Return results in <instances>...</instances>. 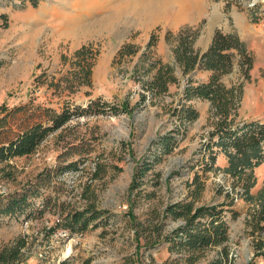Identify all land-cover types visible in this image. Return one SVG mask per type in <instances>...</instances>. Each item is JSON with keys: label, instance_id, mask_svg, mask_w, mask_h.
<instances>
[{"label": "rangeland", "instance_id": "rangeland-1", "mask_svg": "<svg viewBox=\"0 0 264 264\" xmlns=\"http://www.w3.org/2000/svg\"><path fill=\"white\" fill-rule=\"evenodd\" d=\"M248 1L40 0L33 6L24 0L21 6V0H0V13L7 15L6 25L0 16V143L44 119L47 107L85 105L97 97L118 106L128 101L126 111L74 116L33 152L0 162V193L21 187L40 171L76 162L75 168L53 175L40 186L42 194L32 197L36 205L42 197H51L42 213L28 220L0 216V250L17 236L26 241L23 258L8 264H154L170 254L164 242L153 246V238L147 241L156 222L153 211L187 197L186 182L199 169L195 157L212 127L210 102L193 100L198 116L188 122L184 138L152 164L139 188L132 189L138 160L150 153L158 134L174 127L170 109L182 79L154 97L143 85L156 70L155 62H172V39L181 27L198 29L194 46L199 50L207 47L215 29L236 31L252 63L245 75L235 61L220 79L226 85L242 84L240 117L264 119V0L253 5ZM82 46L87 48L84 59L75 54ZM174 73L182 77L178 66ZM209 74L199 68L188 73L198 81ZM225 162V154H217L215 163ZM199 173L204 187L196 203L222 200L224 193L217 188L229 186L228 176L222 171ZM254 174L253 192L264 182V159ZM85 206L107 211L83 230L55 225L60 211ZM234 207L239 214L228 221L230 254L235 264H243L247 204L235 198ZM178 222L167 219L164 231ZM247 246L246 264H264V256L253 257ZM215 252L199 251L194 264H205Z\"/></svg>", "mask_w": 264, "mask_h": 264}, {"label": "trees", "instance_id": "trees-1", "mask_svg": "<svg viewBox=\"0 0 264 264\" xmlns=\"http://www.w3.org/2000/svg\"><path fill=\"white\" fill-rule=\"evenodd\" d=\"M21 1L20 5L23 6L24 0ZM28 1L36 6L40 0ZM0 16L6 25L7 15L0 13ZM252 20H257V17H252ZM197 35V28L181 27L172 39V62H155L158 64L156 70L143 85L145 90L150 92V96L154 97L167 92L170 83H178L179 79H182L176 105L170 109V114L175 120L174 127L158 134L152 141L150 153L138 160L133 171L132 189L139 188L144 182L143 176L152 164L171 152L184 138L188 122L198 116L193 100H208L212 115V127L207 131V140L202 143L198 149L199 155L195 157L194 164L198 165L199 169L195 170L192 179L186 182L187 187H190L187 197L169 202L153 211L156 222L150 226L151 233L147 241L153 238L150 243L153 246L164 242L170 251L165 259L154 264H194L200 255L199 251L205 248H216L214 256L205 264H235V255L230 254L228 235L229 219L239 214L238 209L234 207L235 198H241L247 204L243 218L244 234L249 239L253 257L264 256V182L255 192L252 191L256 183L254 168L264 159V119L240 117L238 107L242 98V84L226 85L220 79L222 74L232 69L235 61L246 75L252 63V56L248 53L245 41L236 31L215 29L204 50L194 46ZM152 40H149L150 44ZM128 46L124 45L123 48ZM85 49L87 48L82 46L75 54L84 59ZM133 51L126 49V53ZM176 66L180 68L181 78L174 73ZM196 68L209 70L208 79L198 81L188 75ZM88 72L87 69L86 75ZM146 96L142 94V99ZM127 102L124 101L118 106L97 97L90 99L85 105L68 103L59 110L47 107L44 110V119L34 121L14 137L0 143V162L33 152L49 133L74 116L101 113L106 109L113 113L126 111ZM219 152L226 156L224 166L215 163ZM75 166L76 162L55 165L48 171L38 172L21 187L0 193V216H22L28 220L36 213H42L49 205L51 197H42L39 205H36L32 197L42 194L40 186L50 181L53 175ZM207 171H222L228 176L229 186L217 188V193H224L222 200L196 203L204 187L199 172ZM106 211L107 209L92 206L75 208L65 213L60 211L55 225L67 227L71 231L83 230L97 218L101 221V216ZM167 219L179 222L164 231ZM25 245L26 241L21 236L15 237L10 245H4L0 250V264L22 259L21 249Z\"/></svg>", "mask_w": 264, "mask_h": 264}, {"label": "water", "instance_id": "water-1", "mask_svg": "<svg viewBox=\"0 0 264 264\" xmlns=\"http://www.w3.org/2000/svg\"><path fill=\"white\" fill-rule=\"evenodd\" d=\"M245 243H246V248L243 251V264H246V262L248 261V259H249V250H250L249 247L247 246L248 243H249V240L245 239Z\"/></svg>", "mask_w": 264, "mask_h": 264}, {"label": "built area", "instance_id": "built-area-1", "mask_svg": "<svg viewBox=\"0 0 264 264\" xmlns=\"http://www.w3.org/2000/svg\"><path fill=\"white\" fill-rule=\"evenodd\" d=\"M256 1L257 0H249L248 2H249L250 5H253Z\"/></svg>", "mask_w": 264, "mask_h": 264}, {"label": "crops", "instance_id": "crops-1", "mask_svg": "<svg viewBox=\"0 0 264 264\" xmlns=\"http://www.w3.org/2000/svg\"><path fill=\"white\" fill-rule=\"evenodd\" d=\"M206 71H209V70H206ZM209 72H210V71H209ZM196 108L198 109V107H196ZM219 153H220V152H219ZM219 153H218V154H219ZM225 157H226V156H225ZM225 163H226V162H225Z\"/></svg>", "mask_w": 264, "mask_h": 264}, {"label": "bare ground", "instance_id": "bare-ground-1", "mask_svg": "<svg viewBox=\"0 0 264 264\" xmlns=\"http://www.w3.org/2000/svg\"><path fill=\"white\" fill-rule=\"evenodd\" d=\"M148 4V3H147Z\"/></svg>", "mask_w": 264, "mask_h": 264}]
</instances>
